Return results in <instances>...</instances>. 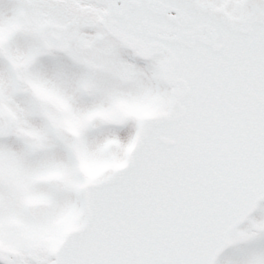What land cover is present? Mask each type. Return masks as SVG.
<instances>
[{"label":"snow or ice","instance_id":"1","mask_svg":"<svg viewBox=\"0 0 264 264\" xmlns=\"http://www.w3.org/2000/svg\"><path fill=\"white\" fill-rule=\"evenodd\" d=\"M0 264H264V0H0Z\"/></svg>","mask_w":264,"mask_h":264}]
</instances>
